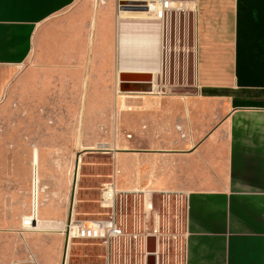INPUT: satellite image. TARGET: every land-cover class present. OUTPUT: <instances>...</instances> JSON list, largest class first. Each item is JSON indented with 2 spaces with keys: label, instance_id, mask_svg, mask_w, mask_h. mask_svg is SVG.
I'll return each instance as SVG.
<instances>
[{
  "label": "crops",
  "instance_id": "obj_1",
  "mask_svg": "<svg viewBox=\"0 0 264 264\" xmlns=\"http://www.w3.org/2000/svg\"><path fill=\"white\" fill-rule=\"evenodd\" d=\"M112 1L0 0V104L32 58L107 70L115 19L160 15L154 0H122L146 9L115 18ZM193 3L195 92L140 103L129 188L184 200V264H264V0Z\"/></svg>",
  "mask_w": 264,
  "mask_h": 264
},
{
  "label": "rangeland",
  "instance_id": "obj_2",
  "mask_svg": "<svg viewBox=\"0 0 264 264\" xmlns=\"http://www.w3.org/2000/svg\"><path fill=\"white\" fill-rule=\"evenodd\" d=\"M152 2L156 15L158 2ZM128 4L113 0V16L121 9L132 11L126 10ZM159 17L161 71L153 75L150 92L141 91V84L121 81L116 36L110 42L112 55L98 59L103 67L104 59L108 60L107 70L90 73L88 62L34 57L29 77L16 79L8 88L0 104V264H63L66 251V264H107L101 240L72 238L67 247L65 232L71 219L109 218L100 207L101 195L103 183L114 179L119 224L130 231L134 227L153 231L160 213L163 229L168 212L160 205L161 195L129 188L133 187L129 181L138 176L135 153L145 148L136 112L142 110L143 100L158 102L167 96L194 94V28L188 10H166ZM74 67L85 71L74 73ZM145 107L152 109L153 104ZM35 148L39 150L41 188L35 214L40 224L32 225L25 218L32 216L36 201ZM172 204L170 236L160 240L158 264H184L185 202ZM118 242L117 264H140L134 245L124 237Z\"/></svg>",
  "mask_w": 264,
  "mask_h": 264
},
{
  "label": "built area",
  "instance_id": "obj_3",
  "mask_svg": "<svg viewBox=\"0 0 264 264\" xmlns=\"http://www.w3.org/2000/svg\"><path fill=\"white\" fill-rule=\"evenodd\" d=\"M158 2V1H157ZM188 10V12H194L195 7L193 0H160L158 2V10L159 14H164L166 10ZM117 181L116 179L110 180L108 182L103 183L104 189L101 195V204L100 207L105 209V214L109 218L106 219H95L91 221H75L73 219L70 220V223L67 226V230L65 234H67V247L70 245L72 238H81V239H91V240H101V244L104 246L106 263L107 264H117V250L119 242L118 240L121 237H124L129 245H134L136 250L139 251L140 256V264H147V258L150 252L148 251V239L150 237L155 238V256H156V264H158V250L160 240L162 238L166 239L170 236V221L168 220L169 212L173 207L172 201H184L182 198L170 197L168 194H160L159 198L162 202L160 203L163 206L165 212L164 218L167 220L162 228V215L158 213L157 215V227L153 229V231H149L148 228L145 230H141L139 228H133L131 231L128 226H124L119 224L117 219V212L115 208V198L117 191ZM131 192H144L150 193L149 190L144 189H132ZM152 193V192H151ZM148 204V208L149 205ZM160 206V208H161ZM152 207V205H151ZM151 209V208H149ZM186 211V210H185ZM159 212V211H158ZM27 223V221L25 220ZM32 224V221L30 223ZM185 227V218L184 223ZM166 226V227H165ZM184 232V229H183ZM184 234V233H183ZM118 243V244H117Z\"/></svg>",
  "mask_w": 264,
  "mask_h": 264
},
{
  "label": "bare ground",
  "instance_id": "obj_4",
  "mask_svg": "<svg viewBox=\"0 0 264 264\" xmlns=\"http://www.w3.org/2000/svg\"><path fill=\"white\" fill-rule=\"evenodd\" d=\"M161 16V14L159 15ZM158 16V17H159ZM162 18V17H159ZM161 21L158 18L123 15L118 21V74L124 71L151 72L154 76L161 71L160 61ZM33 187L35 193L34 212L25 218L32 225L40 224L36 220L38 212L40 177L39 150L33 155ZM78 177V175H77Z\"/></svg>",
  "mask_w": 264,
  "mask_h": 264
},
{
  "label": "water",
  "instance_id": "obj_5",
  "mask_svg": "<svg viewBox=\"0 0 264 264\" xmlns=\"http://www.w3.org/2000/svg\"><path fill=\"white\" fill-rule=\"evenodd\" d=\"M128 9L126 10H132V11H138V10H145V7L137 6L136 4H129L127 6ZM153 74L151 72H145V71H124L120 73V79L124 83H131V84H141V91L145 92H150L152 91V86L151 84L153 82ZM145 83H148L146 85ZM155 238L150 237L148 239V251L150 254L148 255L147 258V264H156V256H155V250H156V245H155ZM67 252V251H66ZM66 261V253L64 256L63 264H65Z\"/></svg>",
  "mask_w": 264,
  "mask_h": 264
}]
</instances>
